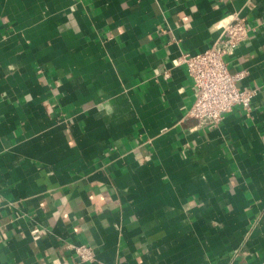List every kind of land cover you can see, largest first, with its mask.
Returning <instances> with one entry per match:
<instances>
[{
	"label": "crops",
	"instance_id": "1",
	"mask_svg": "<svg viewBox=\"0 0 264 264\" xmlns=\"http://www.w3.org/2000/svg\"><path fill=\"white\" fill-rule=\"evenodd\" d=\"M235 12L226 60L257 94L211 127L173 61ZM70 242L94 264H264V0H0V264H93Z\"/></svg>",
	"mask_w": 264,
	"mask_h": 264
},
{
	"label": "built area",
	"instance_id": "2",
	"mask_svg": "<svg viewBox=\"0 0 264 264\" xmlns=\"http://www.w3.org/2000/svg\"><path fill=\"white\" fill-rule=\"evenodd\" d=\"M218 28L219 35L210 47L194 53L182 52L173 61L175 65H185L196 88V98L189 115L211 127L220 124L235 106H240L249 113L252 98L257 94L256 87L238 85L237 82L245 75V71H230L226 60L227 56L232 55L248 39L250 25L246 17L232 13L220 21ZM163 72L165 77H170V69ZM39 232L38 227L32 229L34 239L40 237ZM68 247L78 260L96 263L92 245L70 242Z\"/></svg>",
	"mask_w": 264,
	"mask_h": 264
}]
</instances>
